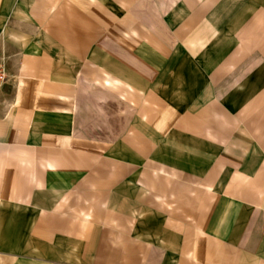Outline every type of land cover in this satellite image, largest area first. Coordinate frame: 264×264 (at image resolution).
<instances>
[{
  "label": "crops",
  "instance_id": "0c3cea01",
  "mask_svg": "<svg viewBox=\"0 0 264 264\" xmlns=\"http://www.w3.org/2000/svg\"><path fill=\"white\" fill-rule=\"evenodd\" d=\"M152 2L0 0V264H264V0Z\"/></svg>",
  "mask_w": 264,
  "mask_h": 264
},
{
  "label": "rangeland",
  "instance_id": "374dc122",
  "mask_svg": "<svg viewBox=\"0 0 264 264\" xmlns=\"http://www.w3.org/2000/svg\"><path fill=\"white\" fill-rule=\"evenodd\" d=\"M7 18L9 22V32L15 33L17 30L27 36H42L49 32V28L53 31L58 29V25L54 24V14L61 11L60 7L64 0H7ZM110 5H113L123 18L136 25L143 26L144 12H149V7L152 6V11L158 12L157 4L152 2L155 0H103ZM147 1V2H146ZM157 1V0H156ZM152 2V3H150ZM162 3V2H161ZM40 17L42 19H40ZM41 34V35H40ZM58 44V43H57ZM17 54V53H14ZM17 55L6 54L0 52V62H3L7 69H13ZM154 263L155 256L152 257ZM170 264H180L175 259H169Z\"/></svg>",
  "mask_w": 264,
  "mask_h": 264
},
{
  "label": "built area",
  "instance_id": "2783aa9c",
  "mask_svg": "<svg viewBox=\"0 0 264 264\" xmlns=\"http://www.w3.org/2000/svg\"><path fill=\"white\" fill-rule=\"evenodd\" d=\"M8 69L3 62H0V94L8 83Z\"/></svg>",
  "mask_w": 264,
  "mask_h": 264
}]
</instances>
